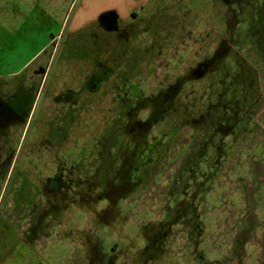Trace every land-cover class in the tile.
Instances as JSON below:
<instances>
[{"label":"rangeland","instance_id":"obj_1","mask_svg":"<svg viewBox=\"0 0 264 264\" xmlns=\"http://www.w3.org/2000/svg\"><path fill=\"white\" fill-rule=\"evenodd\" d=\"M110 2L132 6L121 22L72 29L87 0L39 2L47 14L0 0L6 70L43 40L38 14L58 34L22 73L46 70L26 125L0 134V264H264V0ZM67 72L87 121L52 182L18 199L44 90ZM18 207L34 209L18 217L21 234L32 220L30 245L10 224Z\"/></svg>","mask_w":264,"mask_h":264},{"label":"crops","instance_id":"obj_2","mask_svg":"<svg viewBox=\"0 0 264 264\" xmlns=\"http://www.w3.org/2000/svg\"><path fill=\"white\" fill-rule=\"evenodd\" d=\"M31 1H33L32 6L35 11H44L43 13L46 14L47 11H45V8H42L41 5L39 6V2L45 1V3L47 4H54V0ZM129 7H126L124 10L118 11L116 9L117 7L113 5L110 0H87V4L83 7V10H81L80 17L77 19V22H75L76 26L72 29H76L77 26L82 27L88 21L96 20H98L100 25H105V27L110 24L112 26V23L115 24L117 20H122L120 16ZM40 15L41 14H38L34 19H32L35 20L38 25H36V30L31 31V38L33 40H37V36H39L38 40H40L41 38L43 39L40 42L37 41V44L35 46L37 47V49L35 53L31 57H29L21 66L14 69H10V67H8V69L6 70L4 60L0 61V111L5 108V105L8 102L12 101V103H16L15 106L17 109H21L22 115V121H19V123H22L24 126L26 125V121H28L30 117L32 106H34L37 93L41 88L42 80L38 81L34 79H37V77L39 76L41 77V75L43 76V74L46 73V70L42 63H40L38 66H33L32 68H30L31 70L26 73L25 77H22V73L24 72V70H27L35 60L40 58L48 50L49 45L53 42L54 38L58 36V34L54 36L53 33L50 34V32L48 35L47 29H45L43 25L41 28L39 27V22L37 21V19L42 20V17ZM105 15L107 17H105ZM25 17V24H27L26 22L29 19ZM43 17L45 18V16ZM134 18L135 16H130L131 20H133ZM26 47L28 46L26 45ZM64 75H60L57 78V81H52L51 83H49L48 90H44L45 94L43 93L41 106L39 107L40 117L35 122V125L38 127V129L35 131L34 139L39 136L46 143L48 142L47 140H49L51 143L50 147L54 149L52 172L54 171L55 163L59 165H66L68 163L70 155L69 150L71 136L72 134L77 135L78 128H80L82 123L87 121L85 117H82V120L79 121L80 117H78V115H74L77 111H79L78 108H75V98H77V96L75 97V93L78 94V92L81 90L78 89V87L82 84L72 82L70 72H67V76L65 75L64 77ZM85 84L87 86V89H95V82L93 83V81H91L89 78L85 82ZM110 128L111 132L116 135L114 133L116 129L113 126H110ZM52 180L53 179L48 181H44L42 179H37L35 181L26 180L29 183L27 185L25 183L22 186L24 187V191L20 193V195L28 196V192L26 191H28L32 186L35 189L36 193L37 182H52Z\"/></svg>","mask_w":264,"mask_h":264},{"label":"flooded vegetation","instance_id":"obj_3","mask_svg":"<svg viewBox=\"0 0 264 264\" xmlns=\"http://www.w3.org/2000/svg\"><path fill=\"white\" fill-rule=\"evenodd\" d=\"M131 17L136 16V12H132V14L130 15ZM9 96V94H8ZM16 103H12L8 102L5 105V108L2 109L0 111V134L3 133L4 130H8V126L12 123H19V121H22V115H21V109H17L16 108ZM35 137L32 138V140ZM39 138V136H37V138L35 139V141L32 142L31 144V149H33L32 154H31V160H33V165H28L29 169L26 168H22V172L19 171V173L17 174V177L19 179H26L29 181H35L37 179H42L44 181H48L52 179V165H53V154H54V149H52L50 147V141L47 140L48 142H44L41 139V144L39 143V141H37V139ZM0 141H3V139L0 137ZM19 144V142H18ZM5 146L4 144H2V142H0V153L2 151V147ZM45 150L46 154L44 155V158L40 157L41 162L38 164V155L40 154V151ZM0 157H4L3 155H0ZM14 155H12L11 159H13ZM0 158V165H2L1 167L4 166L5 162H6V157L4 158V161L1 160ZM11 162V160H10ZM40 165V171L38 173H36L34 170V168H38V166ZM34 167V168H33ZM32 171V172H31ZM17 190V198L19 199L20 197H22V195H20V193H22L24 191V187H19L16 189ZM35 193V189L33 188V186L31 188H29L28 190V197L30 196H34ZM32 202L31 200L25 202V205H27L26 207L29 208V203ZM20 206V205H19ZM23 206V205H21ZM34 207L33 203H31V208ZM22 208V207H21ZM21 208H16V213L15 215H17V218H15L14 221H12L10 224L11 226L14 228V231L18 233V235L21 237V240L24 241V243H26L27 245H30L28 238L25 239V236L28 232H30L32 229V220L29 222H26V224L30 223V226L28 225L26 227V229L24 230V232L21 234L20 230H18V226H19V222L20 220L18 219V217L23 216L25 218H32L31 215L33 216L34 210L32 209L31 211H26L25 213L21 212L20 215V209ZM27 240V242H26ZM27 248V247H26ZM14 248L13 245L9 247V250H7L9 256L11 258H13L16 255V252L18 253V251L16 250L14 253ZM20 255H23L24 258L28 257V253L26 252V250H21ZM18 253V255H19ZM9 257V259H10Z\"/></svg>","mask_w":264,"mask_h":264}]
</instances>
